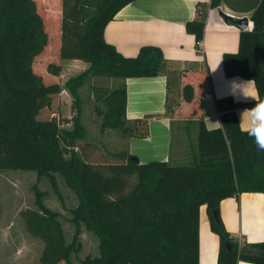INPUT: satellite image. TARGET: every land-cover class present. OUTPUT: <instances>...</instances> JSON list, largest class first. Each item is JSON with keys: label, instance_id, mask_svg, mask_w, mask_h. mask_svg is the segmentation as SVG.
<instances>
[{"label": "trees", "instance_id": "trees-1", "mask_svg": "<svg viewBox=\"0 0 264 264\" xmlns=\"http://www.w3.org/2000/svg\"><path fill=\"white\" fill-rule=\"evenodd\" d=\"M131 1L61 0L60 63L44 65L49 59H42L49 48L48 33L35 0H0V170L35 171L38 179H48L54 189L59 175L78 198L70 210L75 230L70 242L64 241L55 211L42 205L39 190H35L37 210L29 209L23 216L39 221L41 213L57 222L66 264H199V208L205 205L210 228L219 236L217 264H264V240L240 241L211 214L225 198L243 192L264 195V152L241 131L235 112L253 102L216 98L221 123L216 128H207L201 114L195 116V143L189 144L183 163H141L125 142L122 148L108 152L117 161L88 160L86 149L93 143L84 124L82 88L91 86L92 77L116 80L111 88L90 87L99 133L111 129L120 132L122 139L143 137L147 118H126L125 80L156 76L165 70L158 46L142 45L135 55L126 56L104 39L107 22ZM220 1L210 0L209 6L217 8ZM198 10L199 17L187 21L185 30L193 34L201 51L204 9ZM249 18L253 26L239 31L238 51L222 55L223 71L226 77L252 80L258 99L264 100V0ZM36 58L43 62L40 68L34 67ZM74 59L83 61L85 69L57 82L62 62ZM62 91L72 96L77 109L71 127L65 126L68 119L55 118L54 113L50 119L41 117L48 112L44 109L47 103ZM181 98L192 103L191 84L182 85ZM194 114L196 109L191 110L190 120ZM81 225L97 237L98 253L75 263L72 256L80 250L76 236ZM39 227L43 233L41 221Z\"/></svg>", "mask_w": 264, "mask_h": 264}, {"label": "crops", "instance_id": "crops-1", "mask_svg": "<svg viewBox=\"0 0 264 264\" xmlns=\"http://www.w3.org/2000/svg\"><path fill=\"white\" fill-rule=\"evenodd\" d=\"M259 1L221 0L217 8H211L210 0H133L107 22L104 39L121 54L135 55L140 46L155 45L164 57L162 73L125 80L126 118H147L145 136L125 139L127 149L139 162H185L189 144L196 139L195 116L201 114L207 128H216L215 122L220 123L216 98L231 96L235 101L254 103L251 107L236 109L240 126V113L256 103L253 98L245 97L242 89L247 88L257 98L258 94L252 80L224 74L222 55L238 51L241 29L225 21L220 13L235 19L247 18V27L243 30H251L253 23L249 17ZM199 8L204 9L201 51L195 46L193 34L185 30L187 21L199 17ZM248 81L250 83L246 84ZM185 83L194 88L192 103L181 98V87ZM178 101L180 105L172 113ZM194 109L196 114L190 120ZM53 115L58 117L57 113ZM183 135L184 147L178 148ZM218 215L234 238L246 243L264 240V195L261 192H243L221 200ZM218 248L219 236L211 230L206 206L202 205L199 208V264H217ZM236 264L253 263L238 261Z\"/></svg>", "mask_w": 264, "mask_h": 264}, {"label": "rangeland", "instance_id": "rangeland-1", "mask_svg": "<svg viewBox=\"0 0 264 264\" xmlns=\"http://www.w3.org/2000/svg\"><path fill=\"white\" fill-rule=\"evenodd\" d=\"M38 12L43 18L45 29L48 33V47L44 51L42 59L49 58L44 65L50 61L60 63L57 53L59 46V29L61 19V0H35ZM51 54V55H48ZM34 67L40 68L43 64L38 58L34 61ZM87 65L80 60H66L62 62L60 75L55 78L57 82L63 83L67 78L80 73ZM36 70V69H35ZM38 71V70H36ZM39 72V71H38ZM43 72V71H41ZM47 73V72H46ZM46 82H50L45 77ZM90 84L94 87H113L116 80L107 77H92ZM86 84L81 95L84 100V124L88 127L92 146L86 149L88 160L98 163L117 161L108 152L124 146L120 132L106 129L99 133L98 118L94 111L96 101L91 95V88ZM56 96L54 100L47 103V114L44 119H50L51 113L58 112L55 118L68 119L66 127H71V118L76 115L77 109L73 103L72 96L67 91ZM181 101V100H180ZM39 99L37 100V103ZM178 101L175 108H178ZM39 111V109H38ZM36 108V114L38 115ZM179 112V110H178ZM181 135V134H180ZM92 137V138H91ZM183 138V140H181ZM179 147H184L185 136H181ZM172 164H179L178 161ZM58 188L54 189L46 178L38 179L35 171L24 170H0V264H66L58 239V225L49 217H42L39 221L44 224L43 233L40 231L39 218L34 220L25 219L23 212L36 209L35 190L41 193V203L45 207L55 211L59 225L63 230L64 241L70 242L74 236V225L70 210L78 204V198L74 191L67 186L65 181L57 175ZM35 186V187H34ZM32 225V226H28ZM32 227V229H31ZM80 244V250L72 256L77 263L87 255L94 256L98 253V239L84 225L76 236ZM45 259L41 261V258Z\"/></svg>", "mask_w": 264, "mask_h": 264}, {"label": "clouds", "instance_id": "clouds-1", "mask_svg": "<svg viewBox=\"0 0 264 264\" xmlns=\"http://www.w3.org/2000/svg\"><path fill=\"white\" fill-rule=\"evenodd\" d=\"M245 83H250V81ZM242 91L245 97L253 98L256 103L254 107L245 109L240 113L241 131L254 141L258 151L264 152V100H259L255 95L250 94L247 88H243ZM220 125L219 122H215L216 127Z\"/></svg>", "mask_w": 264, "mask_h": 264}, {"label": "water", "instance_id": "water-1", "mask_svg": "<svg viewBox=\"0 0 264 264\" xmlns=\"http://www.w3.org/2000/svg\"><path fill=\"white\" fill-rule=\"evenodd\" d=\"M220 15L223 17L225 21L233 22L235 25H237L241 30L245 29L247 27V18H241V19H235L230 16H227L224 13H220ZM211 214L214 218V220L219 223V215L218 210L214 209L211 210Z\"/></svg>", "mask_w": 264, "mask_h": 264}]
</instances>
